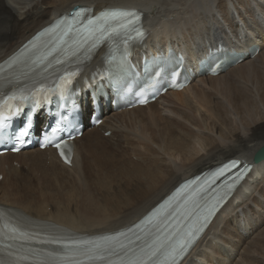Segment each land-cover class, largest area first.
<instances>
[{"label": "bare ground", "instance_id": "obj_1", "mask_svg": "<svg viewBox=\"0 0 264 264\" xmlns=\"http://www.w3.org/2000/svg\"><path fill=\"white\" fill-rule=\"evenodd\" d=\"M74 5L86 6L89 14L114 7L139 9L147 28V48L182 45L188 55H205V47H216V38L222 34L236 50L227 51L226 48L231 47L223 44L225 47L217 52L216 58L240 51L243 42L256 44L260 50L216 76H201L181 91H166L145 106L113 111L100 95L103 120L97 126L86 122L80 137L73 140L70 166L61 162L51 149L31 148L1 154L0 204L11 208L10 214L17 215L27 225L39 221L85 235L111 233L134 223L184 179L228 158L252 161L254 152L264 144V0H0V61L53 20L68 14ZM239 36L243 39H238ZM104 53L101 49L87 60L86 68L96 69L101 64L99 56ZM195 83H201V87H195ZM190 88L191 98L187 94ZM166 95L176 101H165ZM192 96L208 113L206 117L194 105ZM77 100L87 116L91 110V90H83ZM157 104H163L161 110ZM206 119H211V123L207 124ZM36 120L38 125L39 114ZM145 122H159L160 127L158 131H150L151 126L145 127ZM209 125L212 128L209 129ZM193 127L196 130H192ZM132 128H135L137 141L145 144V152L136 147L138 142H129L127 131L132 132ZM203 129L213 131L217 138H196V132ZM108 130L110 134L104 136L103 132ZM161 149L169 155V161L160 176L144 185L138 195L127 191L128 195L117 208L103 205L106 183L107 186L115 183L119 189L122 186L124 189L126 183L133 182L126 179L137 178L138 173L144 171L142 165L155 161L152 154ZM202 149L204 154L199 152ZM177 157H180L178 162ZM253 164L205 235L194 244L190 253L193 258L183 259L184 264H213L215 244L207 234H215L220 225L224 228L238 225L236 229L243 225L250 230L256 226L251 225L254 217L264 212V160ZM69 176L75 188L80 185L82 190L74 206L70 205L76 194L74 188L61 193L50 189L53 183L69 180ZM93 189L98 191V199L93 196ZM78 204L95 211L96 218L88 219L80 212ZM102 207L110 213L97 212ZM230 211L233 215L225 219ZM235 234L243 241L247 232L240 234L237 230ZM255 243L251 240L245 245L255 246ZM181 262L179 264H183ZM249 262L256 264L253 258Z\"/></svg>", "mask_w": 264, "mask_h": 264}, {"label": "rangeland", "instance_id": "obj_2", "mask_svg": "<svg viewBox=\"0 0 264 264\" xmlns=\"http://www.w3.org/2000/svg\"><path fill=\"white\" fill-rule=\"evenodd\" d=\"M200 85H201V83H195V87H197V88ZM191 92H192V90L190 88V90L187 93L189 95V97L192 95ZM164 98H165V101H176L174 98H172L170 96H167V95ZM192 102L194 103V105L201 112H203L202 114H204L205 117L208 115L207 112H204V108L196 100V98L193 97ZM164 104H165V102H164ZM162 106H163V104H157L156 105V107L159 110L162 109ZM210 121H211V119H206L207 124H210L211 123ZM112 122H113L112 119H110L109 123H112ZM152 123L151 122H145L144 124L146 126L144 124L143 125L145 127H149V128L151 126V128L148 129L150 131H158V129L160 127V123L159 122H152ZM147 124H149V125H147ZM157 124H159V125H157ZM210 126L211 125H209V129L212 128ZM104 127H106V126H104ZM179 130H182V129H179ZM192 130H196V128L193 127ZM131 131L132 132L127 131L128 134L130 135V137H128V140H130L129 142L130 143L132 141L138 142L137 138L134 136L136 134L135 128H132ZM196 133H197L196 134V138H201V137H210L212 139L217 138L216 137L217 135L213 131L207 130V129L198 130V132H196ZM103 135L106 136L104 132H103ZM136 147H138L142 152H145V150H146L145 144L142 143V142H138L136 144ZM152 147H154V145H152ZM204 149L206 150L207 148H204ZM204 149L199 151V152H201V151L203 152V153L201 152L200 154H204L205 153ZM189 151H190V149H189ZM160 152H162V153H160ZM166 154L167 153L164 152L162 149L158 150L156 153L153 152L152 156L155 157V159H156L155 161L157 163H155V161H151L153 164L150 161H147L146 163H144L142 165L144 171L138 173L137 178L135 176H132L131 178L126 179V181H133V182L129 183L130 184L129 185V184H127L124 181L126 183L124 185L125 186L124 189H122L123 186H122L121 189H119L115 183L114 184H108V186H107V183H106V191H105V193L107 192V195L105 196V199L103 200V205L106 206V204H107L110 207L117 208L118 206L121 205L120 201L123 200L126 195H128L127 194L128 192H129V194H131V192L132 193H137V195L142 193V190L145 187L144 185L152 183V181L156 177H158V175L160 176V174H161L160 172H162V170L165 168L166 161L168 160V156H169L168 154L167 155ZM153 157H152V159H153ZM157 157H159V158H157ZM178 158L180 159V157H177V159L175 158V160L177 162L179 161ZM162 159H163V161H162ZM1 177H2V175L0 174V180L2 179ZM69 177H70L69 180L64 179L66 181H64V180L63 181H59L60 183H58V182L53 183L52 182L53 185L50 187V189H53L54 192H56V193H61L63 190L70 191L71 188H74L75 191H76V194H74V198L70 201V205L74 206L76 200L78 199V195L82 194V190H81L80 185H78V184H77L78 187L75 188L73 180H72V177L71 176H69ZM126 185H128L131 189L129 187H127ZM62 186H66V189H62ZM79 188H80V190H79ZM126 188H128V189H126ZM93 196L96 197V199H98V197H99L98 196V191H96V189H93ZM254 196H257V195H254ZM259 199H261V198H259ZM133 202H135V200H133ZM248 204L251 205V203H249V202H248ZM112 205H114V206H112ZM251 206H253V205H251ZM262 206H264V204H262ZM78 208H79V210L81 209L80 212L82 214H84L88 219L91 220L93 218H96L95 217L96 216L95 211H93L91 209H85V208L81 207L79 204H78ZM242 208L245 209V205H243ZM239 209L240 208L235 209L234 211H238ZM256 209L259 210V208H256ZM99 211H100V213L103 212L105 214L110 213V212L107 211L106 207L105 208L102 207V209L98 208L97 212H99ZM232 215H233V211H230L226 215L225 219L229 220ZM253 224H256V226H254L252 228V230H250L248 228H243V225L241 227H239L238 229H236L238 227V225H236L235 227H232V224H231L227 228H224L222 225H220L218 230H217V232L215 234H207L208 239H211L214 242V244H215V249H214V251H215V253H214L215 254V259L211 260L212 263L213 264H217V263L218 264H249L250 263L249 260L253 258V259L256 260V264H264V212L256 214V216L254 217V220L252 221L251 225H253ZM237 230H238V232L240 234H244V233L247 232V235H245L246 237H243L244 238L243 241H240L239 238L236 236L235 231H237ZM251 240L253 242H256L255 246H247V245H245V243H247V241L250 242ZM193 247H192V249H193ZM256 247H257V251L255 252L254 250H255ZM192 249H191V251H192ZM191 251L187 254L185 259L190 256ZM255 255H256V257H255ZM192 256H190V257L193 258ZM183 264H184V262H183Z\"/></svg>", "mask_w": 264, "mask_h": 264}, {"label": "snow or ice", "instance_id": "obj_3", "mask_svg": "<svg viewBox=\"0 0 264 264\" xmlns=\"http://www.w3.org/2000/svg\"><path fill=\"white\" fill-rule=\"evenodd\" d=\"M140 19L139 15L133 11H124V10H113L102 12L100 16L94 17L92 19H88L87 26H85V35L82 37L85 41L88 39H92L97 31L100 32L101 36H111L113 33H117L120 31H127L129 27H132L135 30V21ZM103 21V23H99L98 27L94 26L98 22ZM109 21H115V25L109 23ZM93 26V27H88ZM47 31V29H46ZM144 33L142 31L136 30V36L142 37ZM30 126V125H29ZM55 129H53V133H55ZM27 130L23 132V135L26 136ZM51 137H46V142H51ZM58 149L60 148V144L55 145ZM63 156L64 153L62 152ZM232 168L238 169L236 174V180L242 179V173L247 169V166L240 167L238 161H231L230 164H226L220 169H218L217 173L214 175L219 177L225 174L226 170H230ZM233 185H229V191ZM227 192L224 193L223 196L216 199L215 203L206 205L205 210L202 213V218L198 217V223L189 226V228L184 232H177L176 235L169 241L166 248L161 247L158 244H154L149 246L147 250L141 249L142 257L146 258H136L128 260L127 264H165V261H160L156 258L159 254H163L166 257L170 258L171 264H176V261L179 257L185 254L189 248L194 243L195 239L198 235L203 231L206 226V222L210 219L212 215H214L216 210V205L221 203L223 199L227 196ZM0 220H3V217H0ZM122 235V233H121ZM26 236L25 233L20 232V230L9 224L7 221L3 223V227L0 228V237H3L5 240L16 241L18 239L24 238ZM107 239V238H106ZM46 243H59V241H44ZM12 247L11 244H6L5 248L10 249ZM123 247V246H122ZM101 252V246L95 245L93 248L87 250V253L90 258L95 256L96 258H103L99 253ZM9 255H12L9 252ZM51 255V254H49ZM0 264H6L4 261H0ZM73 264H79L78 261L73 262Z\"/></svg>", "mask_w": 264, "mask_h": 264}, {"label": "water", "instance_id": "obj_4", "mask_svg": "<svg viewBox=\"0 0 264 264\" xmlns=\"http://www.w3.org/2000/svg\"><path fill=\"white\" fill-rule=\"evenodd\" d=\"M252 160L254 163H259L264 160V144L261 145L253 154Z\"/></svg>", "mask_w": 264, "mask_h": 264}]
</instances>
